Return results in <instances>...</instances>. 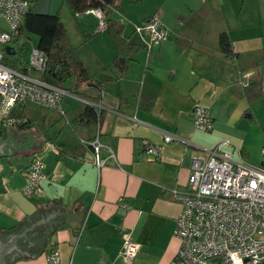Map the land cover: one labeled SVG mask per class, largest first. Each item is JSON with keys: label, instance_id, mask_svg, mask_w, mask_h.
Wrapping results in <instances>:
<instances>
[{"label": "crops", "instance_id": "obj_1", "mask_svg": "<svg viewBox=\"0 0 264 264\" xmlns=\"http://www.w3.org/2000/svg\"><path fill=\"white\" fill-rule=\"evenodd\" d=\"M59 11L92 76L112 79L98 88L72 77L62 86L70 91L61 100L65 115L47 106L25 114L27 102L15 110L21 107L27 125L0 123V245L45 220L16 238L8 264H47L54 248L60 264H170L181 246L175 227L182 205L173 189L187 187L192 156L228 140L223 148L236 159L262 160L264 96L250 102L245 88L262 81L264 92V0H115L107 10L115 26L99 31L91 11L74 15L66 1ZM155 14L168 38L148 50L135 25ZM223 33L231 52L221 45ZM126 53L131 63L122 74L115 58ZM82 98L104 112L101 168L88 143L98 121H77L89 105ZM197 103L211 111L212 130L195 127ZM166 132L179 139L166 142ZM147 144L160 145L161 155L146 154ZM37 157L47 176L27 194L26 169ZM124 233L139 243L132 262L122 254Z\"/></svg>", "mask_w": 264, "mask_h": 264}, {"label": "built area", "instance_id": "obj_2", "mask_svg": "<svg viewBox=\"0 0 264 264\" xmlns=\"http://www.w3.org/2000/svg\"><path fill=\"white\" fill-rule=\"evenodd\" d=\"M32 0H0V15L10 29L0 28V123L18 125L25 122L13 114L18 105L34 102L56 108L66 114L61 100L70 91L55 85L44 78H34L22 69H16L5 62L6 46L12 37L19 33L26 14L32 9ZM98 19L97 31L108 27L105 15L100 8L90 9ZM135 31L144 46L150 50L160 46L168 38L166 25L155 14L135 25ZM5 45V47H2ZM49 67L47 53L34 46L28 60V68L44 74ZM96 108L102 109L100 102L82 98ZM195 127L210 131L214 118L209 108L197 103L193 109ZM93 141L88 142L95 152V163L101 168L106 158L101 156L104 144L100 140L101 122ZM177 135L164 133V140H178ZM228 140L208 148L203 153L192 156L188 185L184 190L173 189L174 197L182 205L177 217L175 235L181 239L177 256L170 264H207L218 261L220 264H264V149L259 164L245 159H236L223 148ZM145 152L159 157L161 146L147 144ZM28 184L25 193L35 192L40 181L47 175L45 163L35 158L27 167ZM121 205H130L121 199ZM122 254L132 262L138 253L139 243L129 233L123 235ZM47 264H60L57 248L47 256Z\"/></svg>", "mask_w": 264, "mask_h": 264}, {"label": "trees", "instance_id": "obj_3", "mask_svg": "<svg viewBox=\"0 0 264 264\" xmlns=\"http://www.w3.org/2000/svg\"><path fill=\"white\" fill-rule=\"evenodd\" d=\"M65 1L74 15H76L77 13L86 12L90 9L100 8L105 15L108 29H113L116 24L109 20L107 15L108 8L111 6V4L114 3L115 0ZM32 2V9L26 14L19 33L14 35L12 37V40L17 41L20 37L30 38L33 34L38 35L39 38L37 41V46L44 50L49 57V67L44 73V78L47 81L60 87L63 86L65 81L72 77L75 78L77 86H81L83 82H87L90 85L101 88L103 84L109 82L112 77L103 76L100 79H95L92 76L77 48L73 45L69 38L66 26L61 19L60 11L55 15L39 14L34 11L38 0H32ZM220 42L225 51H232V42L226 33H223L221 35ZM136 47L140 48V46ZM13 49L16 50V48L14 47ZM16 54L13 55L12 53H5L4 60L9 66L20 69V61L17 60ZM115 63L119 66L121 73L126 74L129 68V64L131 63L129 53H126L124 57H116ZM24 68H27V66L24 65ZM245 95L250 102L258 98H262L264 96L262 81H257L249 84L245 88ZM15 110L16 108L14 109L13 114ZM14 115L25 118V122L21 124L27 125L29 123V119H27L23 114ZM103 119L104 112L97 111L96 107L90 104L87 106L86 110L79 117H77V121H84L87 123H95L98 120H100V122L102 123ZM44 251V249H40L38 252Z\"/></svg>", "mask_w": 264, "mask_h": 264}, {"label": "rangeland", "instance_id": "obj_4", "mask_svg": "<svg viewBox=\"0 0 264 264\" xmlns=\"http://www.w3.org/2000/svg\"><path fill=\"white\" fill-rule=\"evenodd\" d=\"M64 18H65L64 20H65L67 26L69 27V30L71 32H73L69 19L67 17H64ZM0 28L8 29V30L10 29V26H9L7 20L4 17H2L1 15H0ZM38 38H39L38 35L33 34V35H31L30 38L20 37L17 42L14 40H12L10 42V44L13 47H15L17 50L16 58L18 61L23 63V62H26L29 60V58L31 56L32 49L34 48V46H36L35 44H37ZM7 45H9V44H7ZM2 47H5V45H2L1 48ZM28 103L29 104H28L27 110L25 112V114H28V115L41 113L43 108L45 107V106L36 104L34 102H28ZM18 106H20V105H18ZM20 113H21V107H20V109H18L17 111L14 112V114H20ZM33 117H36V116H33ZM4 130L7 132V128ZM255 140H253V142H255ZM263 149H264V145L261 149V159L263 157ZM252 164H254V163H252Z\"/></svg>", "mask_w": 264, "mask_h": 264}, {"label": "water", "instance_id": "obj_5", "mask_svg": "<svg viewBox=\"0 0 264 264\" xmlns=\"http://www.w3.org/2000/svg\"><path fill=\"white\" fill-rule=\"evenodd\" d=\"M64 1L65 0H38V3L35 6L34 11L39 14L55 15L59 12V9ZM6 50L7 53L10 54L15 53L14 51L11 50V46H6ZM49 217L50 216H48V219ZM42 221L45 220L42 219L38 222H42ZM35 224H33L30 228L25 229L22 233L13 235L7 243L0 245V264H8V253L10 250L16 248V238L24 235L26 231L31 229Z\"/></svg>", "mask_w": 264, "mask_h": 264}]
</instances>
